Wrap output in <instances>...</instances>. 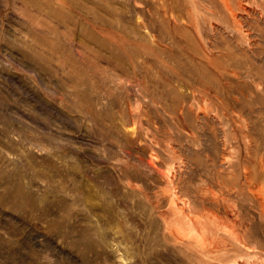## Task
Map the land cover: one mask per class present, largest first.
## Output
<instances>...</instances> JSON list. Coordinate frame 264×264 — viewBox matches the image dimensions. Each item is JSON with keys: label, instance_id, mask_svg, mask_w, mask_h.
<instances>
[{"label": "rangeland", "instance_id": "1", "mask_svg": "<svg viewBox=\"0 0 264 264\" xmlns=\"http://www.w3.org/2000/svg\"><path fill=\"white\" fill-rule=\"evenodd\" d=\"M118 1L0 0V264H184V256L163 239L165 222L153 198L167 185L168 169L179 164L174 170L193 212L202 208L198 187L191 186L207 168L217 169L211 159H222L223 148L221 132L212 131L218 122L200 124L196 111L227 96L229 106L264 133V38L255 36V55L232 53L242 70L253 68L250 76L234 78L239 87L201 97L187 85L188 77L172 81L146 55H133L138 63L93 27L109 22L116 31L124 23L131 37L147 34L131 12L137 7ZM203 30L205 38L213 37L207 26ZM223 36L225 47L229 39ZM256 79L263 86L256 87ZM201 125L207 126L206 135L198 136ZM234 148L225 157L236 160L241 148ZM254 216L251 238L264 245V224ZM177 218L170 213L168 220ZM146 248L151 250L147 260Z\"/></svg>", "mask_w": 264, "mask_h": 264}, {"label": "bare ground", "instance_id": "2", "mask_svg": "<svg viewBox=\"0 0 264 264\" xmlns=\"http://www.w3.org/2000/svg\"><path fill=\"white\" fill-rule=\"evenodd\" d=\"M121 1L122 0H120V2ZM123 1H124L123 3L133 4L135 6L134 8L137 7V9H139L137 10L133 8L134 12L133 11L131 12L134 13L133 15L136 19L139 29L144 28L145 32H147V34L144 33L145 36L140 35L141 36V37L139 36L140 38H137L135 35L132 37L129 36V34H127L128 29L127 30L125 29L126 26L124 25V23L121 24L119 30L117 29L116 31H114L115 30L113 29L114 26L111 27V24L109 22H102V23L100 22V24L92 23L93 27L98 29V31L101 34L107 37L108 40L111 41L110 43H112L114 46L117 47V50L119 49L124 52H130L131 57L133 55H138L139 51L142 54V56L146 55L147 60L149 58L152 61V64L161 73L166 74L168 77H170L169 79H172L173 77L175 79L176 77L178 79L180 77H188L190 81L187 85L189 86V88L193 90L194 94L198 92V95L202 97L203 94L205 93L209 94L210 92H214L216 93L215 96L218 97V94L220 92H230L235 88L239 87L237 83L233 82L234 78H240L243 73H246V76H250L251 75L250 73H253L252 67L246 66V70H242L241 66L243 65H241V63L235 64L232 61L233 59L232 53H234L236 50L239 49L241 51L251 52L253 54V52L256 51V46H258V45L255 46V42H256L255 36H259L261 39L264 38V0H153L154 1L153 3L155 4L154 6H150L149 5L150 1L148 2V0H123ZM116 4L117 3H115V5ZM83 8L85 7L83 6ZM124 9L125 8H123V10ZM122 18H124V16ZM252 22H254V24ZM122 25H124L125 27L124 26L121 27ZM203 25L207 26L212 32L213 37L211 39H207L204 37ZM252 25L255 27L256 32L252 31V27H253ZM224 32L226 33L227 36L226 38L229 39L228 41H226L227 44L225 47L222 43L223 41H220L221 38L219 39L220 36L224 37L223 36ZM136 33L137 32H135V34ZM143 37L145 40H143ZM105 40L107 39L105 38ZM232 43H234V48H232ZM258 43L261 44L260 41H258ZM133 48L134 50H132ZM135 48L140 50L137 51L135 50ZM260 48L263 49L262 47ZM81 51L83 52L82 49ZM258 51L260 50L258 49ZM262 54L264 55V51H262ZM106 55L108 54L106 53ZM85 56L83 57L85 58ZM86 57H88V55ZM136 57L133 56V58L137 59ZM133 58L131 59L132 61ZM252 59H254V57ZM137 60L139 61L138 63L141 64L142 61L140 62L139 59ZM222 60H224V62H221ZM145 62H143V64ZM133 67H136V65L134 64ZM151 72L153 75V71ZM181 80L182 78L179 79V83H181ZM262 82L263 81H259L255 83L256 87L257 86L259 87L260 84L262 85ZM183 86L185 85L183 84ZM163 87L164 85L162 86V88ZM180 88H182V85L180 86ZM178 89L179 87H177V90ZM172 91L176 92V89H173ZM176 94L178 95V92ZM226 98L228 100L227 96ZM218 99L219 100L218 102H216L217 103L216 106L213 107L212 104V108L210 107L208 108L205 105V104H209L206 103L207 101L206 102L204 101L205 107L201 105L204 108H202L199 104H197V106H200L201 109L197 110L196 108L197 110L196 117L198 118L197 120L199 121L200 124L202 123V120L204 122V120L208 121L213 119L214 123L215 121L218 122L217 124L219 126L217 125L212 126V131L216 133V131L218 132L219 130L222 134V138L220 139L221 140L220 143L222 144V148H223V149L221 148L223 150V151L221 150L223 152V155L221 156L222 159H216V157L215 158L213 157L211 159L212 161L211 164L214 165L215 169L216 168L217 169L213 170L211 168H207L204 172H202V174L199 175L200 177L198 178L199 179L198 184L191 186L192 187L191 189H196L198 187V201L200 207H202V208H198V213L193 212L194 204L193 201L191 200V197H189L187 193H185L179 185L180 176L178 175V171L174 170L177 167L179 168V164L177 163L178 166L172 165L168 169L169 171H167L168 172L167 185H165L164 187L160 186L161 188L159 190L157 189L158 191L155 192L153 198L155 208H161L160 215L162 216L165 222L163 239L165 240V243L167 245H169L170 244L169 241H171L173 243L172 245L174 249H176V252L178 251L184 256V264H264V255L262 254L264 253V245H262V243L259 244L253 242V239L251 238L250 235L252 232H255L254 226L250 224L251 223L250 219H253V221L255 219L254 214H258V216L260 217L261 221L264 224V133L262 135L259 129H257L254 125L248 123V121L244 118L245 116H243L241 112L229 106V100L227 102V100L221 98V96L218 97ZM234 99L236 101L239 100V97H237L236 93ZM197 103H201V102H197ZM218 103L221 104L222 107H220ZM138 104L140 105V103ZM139 105L138 107H140ZM192 105L190 107L191 108L190 110H193ZM137 110L135 109L136 112ZM174 110H176V108ZM141 116H143L142 113ZM145 116L147 118V115ZM135 117L137 118V116H135L134 114V118ZM140 121H143V119H141ZM150 122L151 121L148 120V123ZM131 123H134V120ZM134 124L133 126L136 125ZM151 124H148V126L149 125L151 126ZM141 126L142 125H140V127ZM143 126L142 128H144ZM148 126L146 127L148 128ZM206 127L204 125H201V128L199 130H196L198 131V133L196 132L198 136L199 135L201 136V134L206 135L205 134ZM190 131L192 132L193 129H191ZM193 132L195 133V130ZM257 133H259V136ZM208 137L209 136H207V138ZM155 141H157V139ZM203 142L205 143V145H209L206 144L205 140ZM164 146L165 145L162 144V147ZM235 146L241 148L239 156L238 157L235 156L237 157V159L231 160L230 158L225 157L226 156L225 151L227 150L229 151L230 148H233L235 151L236 150L234 148ZM166 147L168 149L170 148L168 147L167 143H166ZM169 151L174 152L173 148H171V150ZM217 152H219V150ZM155 153H157V150ZM155 153L154 155H157ZM160 154L157 156L159 157ZM217 154L219 155V153ZM221 154L222 153H220V155ZM169 155L171 156V154ZM157 156L155 158H158ZM163 156L162 155L160 156L163 159L162 161H164L166 158V157L163 158ZM169 160L167 161L171 164L173 161L170 162ZM167 161H165L164 163H166ZM207 161L209 160L207 159ZM183 162H185V160ZM179 170H181V168ZM247 202H249V205ZM246 204L248 206H246ZM170 213L177 214L178 215L177 220H175L174 222H170L168 220ZM148 238H147V245L148 247H150L149 242L151 239L148 240ZM150 251H151L150 248H146L144 253L145 254L144 258L146 260L150 256L149 254Z\"/></svg>", "mask_w": 264, "mask_h": 264}]
</instances>
